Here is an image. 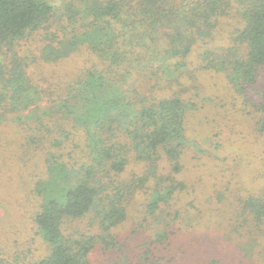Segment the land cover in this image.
Returning a JSON list of instances; mask_svg holds the SVG:
<instances>
[{
    "label": "trees",
    "instance_id": "trees-1",
    "mask_svg": "<svg viewBox=\"0 0 264 264\" xmlns=\"http://www.w3.org/2000/svg\"><path fill=\"white\" fill-rule=\"evenodd\" d=\"M73 7L67 8L61 36L49 32L53 38L40 58L58 67L85 46L91 57L80 62L77 73L66 80L52 73L38 89L27 76L34 59L15 53L0 73V109L27 112L37 124L32 137L11 139L16 143L11 153L31 167L29 176L38 166L44 169L31 176L27 188L36 202L27 241L39 239L45 247L38 254L23 238H13L19 214L11 212L7 223L0 218V264H89L96 247L116 248L113 229L125 221L126 202L138 190L149 195L146 214L156 246L129 264H199L194 260L199 243L186 238L192 221H182L195 212L193 200L178 204L190 186L203 184L184 176L192 144L188 116L200 91L199 73L213 71L241 100L253 131L264 137V89L257 100L247 97L264 72V0H85L83 7ZM231 10L240 27L228 37L229 45H218L215 31ZM55 20L45 0H0V48L11 50L26 36L49 31ZM25 120L21 114L15 118ZM40 128L47 135L39 137ZM131 163L140 166L139 174L118 179ZM86 217L93 232H65L68 223ZM236 218L237 226L229 223L225 234L236 238L238 227L251 225L261 233L264 249V192L241 200ZM176 246L181 263L168 259ZM212 253L206 264H238L231 252L223 258V251Z\"/></svg>",
    "mask_w": 264,
    "mask_h": 264
},
{
    "label": "rangeland",
    "instance_id": "rangeland-1",
    "mask_svg": "<svg viewBox=\"0 0 264 264\" xmlns=\"http://www.w3.org/2000/svg\"><path fill=\"white\" fill-rule=\"evenodd\" d=\"M45 1L54 9L56 17L54 27L48 29L49 31L41 29L26 36L11 50L7 47L0 48V73L8 70L14 53L20 57H29V61L34 59V63L27 69V76L38 89L46 87L43 79L52 73H57L63 80L72 77L77 73V68L82 66L80 62L87 63V59L91 57L90 51L83 46L69 60L60 61L58 67L50 66L51 64L40 58L41 49L51 43L53 38L49 32H57L58 36H61V30L67 22L65 15L67 8L73 6V8H81L85 0ZM230 12L229 16L221 19L215 31L214 42L218 45H229L231 42L228 37L235 28L240 27L235 18V11ZM152 39L153 46L159 48L158 39L154 37ZM198 83L200 91L198 95L193 96L195 107L188 116V137L192 144L185 159L187 167L184 176L192 184H198L200 181L203 184L190 186L186 190L187 196L181 198L178 203L185 205L188 199L193 200L191 206L195 212L191 213L188 208V213L191 214L183 216L182 221L184 224L190 223L189 220L192 221L190 235L188 234L186 238L190 239V242L199 243L194 260L199 264H206L207 260L216 255L212 253L216 249L217 253L223 251L220 255L222 258L230 255V252L236 255L235 261L238 264H264L261 233L251 230V225H248L249 227H238L241 236L234 238L231 234H225L224 229L229 230L231 227L228 224L231 222L233 228L237 226L236 212L237 209L240 211L241 200L264 192V137H258L253 131L250 116L244 115L246 109L241 104V100L230 91V86L222 75L213 71L199 73ZM262 89H264V72L260 75L256 86L248 89L247 97L252 101L257 100L258 92ZM3 107L0 109V193H2L0 198L4 202L0 203V218L4 222L1 223H5V219L10 218L11 212L19 214L15 215L17 226L13 229V238H23L32 251L35 249L36 253L40 254L45 249L44 246L41 248L40 240L36 239L35 243L27 241H31L30 235L33 232L30 213L36 206V202L28 196V187L31 176L37 177L44 169L38 166L39 168L31 170L32 175L29 176L31 167L25 168L19 156L11 153L12 148L16 146L15 141L11 142V139L14 137L18 139L23 133L25 137H32L36 131L31 128L34 129L37 124L31 120V116L26 118L27 112H10L8 108ZM19 114L22 119L25 117V123L15 121ZM40 129L42 130L38 132L39 137L47 135L43 128ZM47 147V143L44 142L43 149ZM20 152L23 153L22 150ZM35 162L40 165V159L36 158ZM139 172L140 166L131 163L118 179L129 180L132 175ZM17 184L21 186L22 191L16 189ZM148 196L146 190H138L128 198L125 221L113 229L117 241L116 248L103 251L96 247L89 255V264H129L142 255L147 247L154 250L156 245L152 244V240L155 230L152 220L146 214ZM9 207L11 209L7 211ZM88 221L89 217H86L81 221L68 223L64 226V230L93 232L91 228L88 230ZM21 232L23 235H19ZM210 235L215 240L205 239ZM182 258L178 246L174 247L168 256L173 262L181 263Z\"/></svg>",
    "mask_w": 264,
    "mask_h": 264
}]
</instances>
